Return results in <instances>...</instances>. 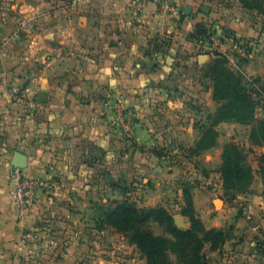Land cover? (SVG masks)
Wrapping results in <instances>:
<instances>
[{"label":"crops","instance_id":"0c3cea01","mask_svg":"<svg viewBox=\"0 0 264 264\" xmlns=\"http://www.w3.org/2000/svg\"><path fill=\"white\" fill-rule=\"evenodd\" d=\"M133 1L0 0V264H119L108 251L116 231L98 224L105 212L135 194L141 206L181 209L183 185L174 183L172 197L150 175L165 172L169 155L183 157L215 111L203 75L214 52L239 69L264 118V18L256 9L172 0L178 12L162 16L156 4ZM197 24L212 30L210 41L196 36ZM15 167L53 184L37 193L23 224ZM256 176L260 193L245 208L255 218L243 212L237 220L249 227L208 250L209 264H264V179ZM234 214H212L206 226Z\"/></svg>","mask_w":264,"mask_h":264},{"label":"trees","instance_id":"16d2710c","mask_svg":"<svg viewBox=\"0 0 264 264\" xmlns=\"http://www.w3.org/2000/svg\"><path fill=\"white\" fill-rule=\"evenodd\" d=\"M245 7L254 8L257 15L264 18V0H240ZM196 36L210 41L213 32L203 24L196 25ZM204 76L212 82V99L217 102L213 114L208 116L212 123L200 127V136L193 146L197 152L206 150L215 144L217 132L213 126L224 121H233L251 125L250 139L259 136L264 141V118L255 115L258 101L254 90L248 87L240 72L233 71L225 65V57L214 52V57L204 68ZM254 123L258 127L254 129ZM239 146V145H238ZM237 144H226L223 148L222 162L219 173L222 177L223 189H237L246 191L252 180L251 169L240 161L232 163V157L240 156L241 150ZM259 173L264 179L263 170ZM249 178L238 186L242 177ZM242 184V183H241ZM188 187V188H187ZM183 183V206L181 215L189 221L185 229L175 225L172 214L163 206L136 207L133 202L123 200L105 212L98 221L101 226L112 228L116 232L126 235L138 251L145 255V264H173L171 255L175 257V264H209L205 254L217 250L228 239V234L216 228H206L193 207L190 186ZM156 222L169 236L154 234L147 225Z\"/></svg>","mask_w":264,"mask_h":264},{"label":"rangeland","instance_id":"374dc122","mask_svg":"<svg viewBox=\"0 0 264 264\" xmlns=\"http://www.w3.org/2000/svg\"><path fill=\"white\" fill-rule=\"evenodd\" d=\"M262 17V16H261ZM225 57V56H224ZM225 65L236 72H239V69L235 65H231L228 63L227 58L225 57ZM204 75V71H203ZM207 77V76H204ZM211 89H212V82H211ZM256 98V96H255ZM257 100V99H256ZM259 101V100H257ZM216 106H217V102ZM255 115L257 118L261 117L259 110H256ZM212 123L211 118L204 122V126H209ZM254 129L258 127V123H254ZM218 128V129H217ZM213 129L216 130L217 135L215 138V144L213 148L206 152L205 150L197 152L198 150L195 149L193 146L188 147L183 152V157H172L169 155L166 162H163L161 166H164L165 172L161 173H154L151 174L150 178L160 181V183H164V189H166V193H170L172 197L176 194V190L180 188V186H175V182L181 185L186 184L187 186H192L197 184L196 187V195L194 196L192 193V201L193 197L196 198L198 201V206L200 207V211L203 213L204 216L201 218V214L196 211L198 217L203 222L206 228H216L225 231L228 234V238L230 237L232 230L238 226V228H245L247 224L240 223L239 218L244 216V213L249 212L248 208H246V204H248L249 200H255L252 196V192L254 194H259L260 190V179L257 178L256 173L259 172L260 167L264 168V141L257 135L254 138L250 139V132H251V125H245L233 121H224L222 124H216L213 126ZM237 144L239 150H241V155L238 157H232V163L239 162L251 169L252 180L249 183L248 189L246 191H238L237 189H223L222 187V177L219 173V167L221 166L222 162V153L223 148L226 144ZM217 149V152L215 151ZM197 150V151H196ZM221 150V152H220ZM173 158V159H171ZM171 160L173 162H171ZM178 160V162H176ZM181 161V162H179ZM264 170V169H263ZM148 174V175H149ZM147 175V177H148ZM264 176V172H263ZM249 178L242 177L237 182L238 186H243V182L247 181ZM174 181V182H173ZM152 183H154L152 181ZM242 183V184H241ZM177 184V185H179ZM251 186V189H249ZM152 187V186H151ZM154 187V186H153ZM188 188V187H187ZM195 188V187H194ZM193 188V189H194ZM192 189V190H193ZM191 192V191H190ZM166 194V195H167ZM261 195L264 196V191H262ZM143 197L141 194H135L134 197L139 199ZM127 200L136 204L135 206L138 208H146V207H154V206H146V205H139L138 202L133 200L134 197L126 196ZM250 198V199H249ZM147 199V198H146ZM145 199V200H146ZM142 203V202H141ZM159 204V203H157ZM255 204V203H254ZM161 206V205H155ZM183 206V205H182ZM194 207V201H193ZM251 211V210H250ZM172 214V218L174 215L180 216V224H178L179 228L185 229L189 226V221L186 217L181 215V209L178 210H171L169 211ZM219 212L220 214L226 213H235L233 216H230L227 221L221 225L219 228L217 227H207L208 219L212 217V214ZM250 216L254 219L255 214L254 212H249ZM242 215V216H241ZM257 218V217H256ZM259 219V218H258ZM174 220V219H173ZM242 221V220H241ZM238 222L240 223L238 225ZM175 223V222H174ZM176 225V224H175ZM177 226V227H178ZM147 227L156 235H163L169 236L164 229L158 225L156 222H151L147 225ZM249 227V226H247ZM264 231V227H263ZM252 232H254L252 230ZM115 237H113L111 242H115L116 246L111 247L108 251H114L111 254L119 255V264H145V255L141 254L136 246L131 243L130 239L124 235L122 232H116ZM238 238V235L235 237ZM112 244L110 243V246ZM105 249H108L106 247ZM208 247L205 249L206 257L210 253L208 252ZM208 258V257H207ZM171 259L173 264H175V257L171 255Z\"/></svg>","mask_w":264,"mask_h":264},{"label":"built area","instance_id":"2783aa9c","mask_svg":"<svg viewBox=\"0 0 264 264\" xmlns=\"http://www.w3.org/2000/svg\"><path fill=\"white\" fill-rule=\"evenodd\" d=\"M148 2L156 4L162 16L178 12V7L172 0H134L133 4L137 7H142ZM212 36L210 39H212ZM241 47L240 44H235L236 50L239 51L242 49ZM241 56H243L242 53ZM10 179L12 183V198L17 211V221L19 224H23L36 200L37 193L51 189L53 184L44 178L28 177L18 167L11 170Z\"/></svg>","mask_w":264,"mask_h":264},{"label":"water","instance_id":"95a60500","mask_svg":"<svg viewBox=\"0 0 264 264\" xmlns=\"http://www.w3.org/2000/svg\"><path fill=\"white\" fill-rule=\"evenodd\" d=\"M202 10L206 12V10H205L204 8H203ZM17 159H18V156L16 157V163H15V164H16L18 167H24V166H25L24 158L21 157L20 162H18ZM152 161H153L154 163L157 164V161H156L155 158H153ZM156 172H160V167H159V166H158ZM173 219H174V222H175L176 226H178V224H180L179 222H181V221H180V216H178V215H174V216H173ZM178 227H179V226H178Z\"/></svg>","mask_w":264,"mask_h":264}]
</instances>
